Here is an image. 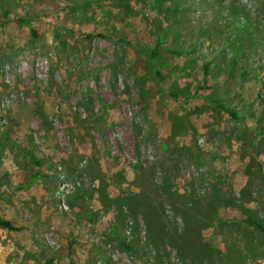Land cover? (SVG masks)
Returning <instances> with one entry per match:
<instances>
[{"label":"rangeland","instance_id":"374dc122","mask_svg":"<svg viewBox=\"0 0 264 264\" xmlns=\"http://www.w3.org/2000/svg\"><path fill=\"white\" fill-rule=\"evenodd\" d=\"M0 217V264L263 257L264 0H0Z\"/></svg>","mask_w":264,"mask_h":264},{"label":"trees","instance_id":"16d2710c","mask_svg":"<svg viewBox=\"0 0 264 264\" xmlns=\"http://www.w3.org/2000/svg\"><path fill=\"white\" fill-rule=\"evenodd\" d=\"M18 24L29 26V22L26 21L25 19H19ZM30 31L32 35H35V30L32 29L31 27H30ZM157 54L158 52L156 50L151 52V55H157ZM203 66H204V77H206L209 72L210 64L209 62H205ZM206 88H211V87H206ZM210 102L219 110L225 111L233 119L238 118V109L236 107H232L231 105L225 103L221 99H210ZM42 162H43L42 159H40L37 161V164L41 165ZM244 222L249 226H255L259 229L264 228L263 225L259 223L254 217H248L247 219L244 220ZM0 228L6 229L8 231H20L23 229L21 225H18L10 220L3 219L1 217H0ZM119 241L125 249L131 250V246L127 245V243H125L123 239H120Z\"/></svg>","mask_w":264,"mask_h":264},{"label":"built area","instance_id":"2783aa9c","mask_svg":"<svg viewBox=\"0 0 264 264\" xmlns=\"http://www.w3.org/2000/svg\"><path fill=\"white\" fill-rule=\"evenodd\" d=\"M67 192L68 190L66 189L65 184H61L57 191L58 198L61 199V205H60L61 207H65L64 196ZM126 233L129 234V231H127ZM262 253H263V257H260L257 260L252 261L250 264H264V245L262 246Z\"/></svg>","mask_w":264,"mask_h":264}]
</instances>
